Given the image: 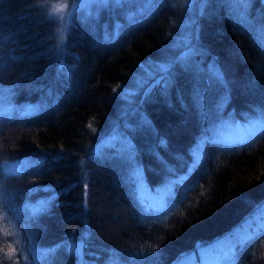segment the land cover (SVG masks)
Instances as JSON below:
<instances>
[{
	"label": "trees",
	"instance_id": "1",
	"mask_svg": "<svg viewBox=\"0 0 264 264\" xmlns=\"http://www.w3.org/2000/svg\"><path fill=\"white\" fill-rule=\"evenodd\" d=\"M52 1L0 0V264H264V0H203L127 106L179 2L77 9L61 33Z\"/></svg>",
	"mask_w": 264,
	"mask_h": 264
},
{
	"label": "rangeland",
	"instance_id": "2",
	"mask_svg": "<svg viewBox=\"0 0 264 264\" xmlns=\"http://www.w3.org/2000/svg\"><path fill=\"white\" fill-rule=\"evenodd\" d=\"M177 2H179L180 7H182L183 14L180 21V29L178 31L177 37H173L174 39H172V43L170 45L171 48L168 50L169 53L167 55L163 54L160 59L147 60L139 63L136 71H134L130 76L128 83L122 85L119 88V95L123 98L124 104H126V106L130 104L132 99L136 98L137 92L142 95V93L149 86L152 78L166 70L171 65L173 59H175L178 55H183L188 51L190 47H188V45L191 39V27L195 22V15L201 10L203 2H199V0H192L191 3L189 2V0H177ZM104 4L109 3L107 2V0H53L52 4L50 5V11L59 22L58 31L63 33L65 31L66 25H68L69 23V18L71 14L74 13V11H76L77 9L90 10ZM2 110L4 109L0 108V112ZM263 117L252 121L253 124L249 125L250 136L263 128L264 121H261L262 119H264ZM10 163L14 164L13 162ZM4 168L7 172H16V167H14L13 165L8 167V165L5 164ZM135 170L136 169L132 170V175L135 173ZM136 182L137 184L139 183L138 181ZM135 188H137V185L135 186ZM170 188L171 187L164 188V193L169 192ZM142 192V187L138 186V193L141 194ZM158 201L156 200V198L147 195L146 202L149 205H152L153 203L155 204V207H159L160 203L164 201V198ZM226 258L227 257L224 256V258L220 260L214 259V261L218 262L217 264H234V262L227 260ZM263 260L264 257L262 258V261ZM205 263L208 264V261H205Z\"/></svg>",
	"mask_w": 264,
	"mask_h": 264
},
{
	"label": "snow or ice",
	"instance_id": "3",
	"mask_svg": "<svg viewBox=\"0 0 264 264\" xmlns=\"http://www.w3.org/2000/svg\"><path fill=\"white\" fill-rule=\"evenodd\" d=\"M107 2L109 4L120 5V4L126 3L127 0H107ZM189 2L191 3L192 0H189ZM199 2H203V0H199ZM262 30H264V29H262ZM2 66H3V62H2V60H0V67H2ZM212 79L215 80L217 83H219L220 77L216 76V75H213ZM162 83H163V81H162ZM3 88H4V86L0 85V92L3 91ZM258 208L262 210L261 217H260L261 224L258 227V231H259V233H264V205H259ZM42 210H43V208L40 209V211H42ZM33 213L34 214H39L36 210H33ZM253 238H254L253 236H249V237H245V238H239L238 237V238L235 239V245H238L239 247L242 248L247 243H249ZM152 264H155L154 260H153Z\"/></svg>",
	"mask_w": 264,
	"mask_h": 264
}]
</instances>
